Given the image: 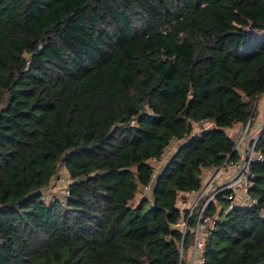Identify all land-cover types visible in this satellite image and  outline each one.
<instances>
[{"label": "trees", "instance_id": "trees-1", "mask_svg": "<svg viewBox=\"0 0 264 264\" xmlns=\"http://www.w3.org/2000/svg\"><path fill=\"white\" fill-rule=\"evenodd\" d=\"M246 28L264 0H0V264H186L200 205L182 238V196L237 158L227 129L264 91ZM257 149V201L214 195L200 264H264V128Z\"/></svg>", "mask_w": 264, "mask_h": 264}, {"label": "built area", "instance_id": "built-area-1", "mask_svg": "<svg viewBox=\"0 0 264 264\" xmlns=\"http://www.w3.org/2000/svg\"><path fill=\"white\" fill-rule=\"evenodd\" d=\"M253 120L254 118L250 116L243 125L236 124L230 128L235 134L233 150L236 151L237 158L231 159L227 156L220 165H213L208 169H203L199 174L201 176L200 187L197 190L191 189L182 196L180 205L187 209V212L177 219L182 238L188 227L189 216L200 205L195 224L189 227L193 233V239L186 255V264H200L201 262V248L207 229L204 211L206 205L216 193L226 189L229 190L227 194V198L230 200L229 207L236 203L250 204L257 201L255 197L248 196V189L252 185V174L249 171V167L251 161L261 157L257 149V142L260 131L264 128V113L257 121V124ZM209 124L207 120H200L195 123L199 129ZM170 144L162 151L159 159L164 158ZM211 170H213V173L203 177L205 171L209 172ZM60 179L63 178L60 177ZM146 186L150 187V185ZM65 191L67 190L65 189ZM201 199H203L202 202L200 201ZM181 248L182 239L180 250Z\"/></svg>", "mask_w": 264, "mask_h": 264}, {"label": "rangeland", "instance_id": "rangeland-1", "mask_svg": "<svg viewBox=\"0 0 264 264\" xmlns=\"http://www.w3.org/2000/svg\"><path fill=\"white\" fill-rule=\"evenodd\" d=\"M247 33L250 34L251 36H255L258 39L263 40L264 39V29L262 30H255V29H250L246 28ZM254 109L253 112L254 114L253 118L254 120L258 119L262 116L264 113V93L260 96V98L254 103ZM261 111L262 114H259ZM259 114V115H258ZM227 132L232 134L231 129H227ZM176 147L175 141H172L170 144V147L166 150V155L162 159H154L151 161L153 164V167L155 169V173L160 171L164 163L166 162V159L168 155L172 153V150ZM213 173V170L206 172L203 174V177H207L209 174ZM59 176V177H57ZM62 177L63 179H60ZM68 181V175L67 171L63 167H59L57 175H55L49 182L48 186L44 188V193L46 194L47 197H52V196H59L63 194V191L66 189V183ZM150 187H142L139 189L135 196V202L141 197V196H147L150 197Z\"/></svg>", "mask_w": 264, "mask_h": 264}, {"label": "crops", "instance_id": "crops-1", "mask_svg": "<svg viewBox=\"0 0 264 264\" xmlns=\"http://www.w3.org/2000/svg\"><path fill=\"white\" fill-rule=\"evenodd\" d=\"M259 114H261V111L259 112ZM259 114H258V115H259ZM255 121H256V124H257L258 119H256ZM162 167H163V166H162Z\"/></svg>", "mask_w": 264, "mask_h": 264}, {"label": "water", "instance_id": "water-1", "mask_svg": "<svg viewBox=\"0 0 264 264\" xmlns=\"http://www.w3.org/2000/svg\"><path fill=\"white\" fill-rule=\"evenodd\" d=\"M191 91V93H192V89L190 90ZM260 135V134H259Z\"/></svg>", "mask_w": 264, "mask_h": 264}]
</instances>
